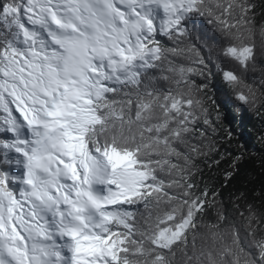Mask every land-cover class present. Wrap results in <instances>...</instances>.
Returning a JSON list of instances; mask_svg holds the SVG:
<instances>
[{
    "label": "snow or ice",
    "instance_id": "obj_1",
    "mask_svg": "<svg viewBox=\"0 0 264 264\" xmlns=\"http://www.w3.org/2000/svg\"><path fill=\"white\" fill-rule=\"evenodd\" d=\"M258 12L0 0V264H264V208L225 210L198 164L229 94L264 108Z\"/></svg>",
    "mask_w": 264,
    "mask_h": 264
},
{
    "label": "trees",
    "instance_id": "obj_2",
    "mask_svg": "<svg viewBox=\"0 0 264 264\" xmlns=\"http://www.w3.org/2000/svg\"><path fill=\"white\" fill-rule=\"evenodd\" d=\"M256 3L259 10L260 0H256ZM257 19L258 22L264 19L260 17L259 12ZM203 27L207 28V24L205 23ZM161 39L164 40L163 37ZM218 81L219 78H217ZM246 82L258 90H264V55H258L256 68L248 72ZM227 101L228 122L217 121L216 132L208 129V135L211 142L215 144V148L207 163L201 158L198 164L203 170L205 181L215 185L221 193L225 210L233 212L235 197L241 194L244 199L240 203H252L258 208H264L258 195L264 191V141H262L264 138V108H260L259 105L256 109L249 106L239 107L230 94ZM215 119L213 115V120ZM229 129L232 133L230 138L228 137ZM213 160H218L219 164L212 163ZM233 161L236 167L233 166ZM225 172L232 173L227 181ZM215 219L216 212L209 210L205 222Z\"/></svg>",
    "mask_w": 264,
    "mask_h": 264
}]
</instances>
